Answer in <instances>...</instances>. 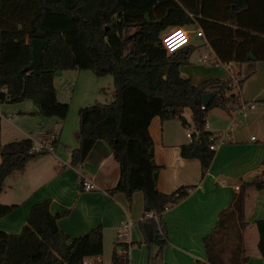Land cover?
Masks as SVG:
<instances>
[{
  "label": "trees",
  "instance_id": "1",
  "mask_svg": "<svg viewBox=\"0 0 264 264\" xmlns=\"http://www.w3.org/2000/svg\"><path fill=\"white\" fill-rule=\"evenodd\" d=\"M197 24L221 62L264 59V0H0V101L30 99L36 112L62 119L68 105L56 98L55 70L89 69L95 75L110 73L113 90L108 102L94 101L77 110L76 145L70 163L81 162L95 141L105 142L118 166V176L109 192H122L129 202L132 193L142 194V209L153 218L144 241L161 253L165 232L161 212L186 194L162 192L156 186L159 166L153 160L148 122L179 117L188 108L196 134L180 145L184 157H197L202 170L213 150L207 147L211 132L204 128L206 112L218 107L228 113L237 104L230 79L208 77L193 83L179 73L191 49L190 43L167 52L159 41L168 27ZM131 29V30H130ZM44 45L37 71L23 70L31 59L30 39ZM243 78H238L241 83ZM211 92L207 104L200 96ZM203 105V107H200ZM29 138L0 145V191L4 179L23 170L30 152ZM264 186V177L254 176L241 186ZM241 210V195H238ZM11 205L0 204V216ZM45 202L34 204L17 233L0 229V264H80L81 258L101 253V226L70 236L58 229ZM257 248L264 264V219L254 221ZM208 236L204 237L207 241ZM206 246L207 244L204 243ZM111 264L123 256L112 249ZM161 264H169L163 262Z\"/></svg>",
  "mask_w": 264,
  "mask_h": 264
},
{
  "label": "crops",
  "instance_id": "2",
  "mask_svg": "<svg viewBox=\"0 0 264 264\" xmlns=\"http://www.w3.org/2000/svg\"><path fill=\"white\" fill-rule=\"evenodd\" d=\"M192 34L189 33L188 41L191 49L178 67L180 75L189 77L193 83L217 77L206 74L217 71L210 63L218 61L226 65L227 71V75L218 78L225 79L233 72L237 78H243L238 87L239 98L252 100L253 106L244 115L233 116L222 109L205 114L204 128L211 133L225 130L229 124L232 127L203 170L197 157H184L179 150L181 144L190 141L185 128L192 135L196 133V129H189L195 125L188 108L189 112L183 108L180 113L183 121L177 116L164 120L156 115L150 118L147 129L153 160L159 166L156 186L162 192L179 187L186 190L183 197L165 206L160 214L166 238L161 253L156 254L157 245L144 241L141 192L134 191L128 202L122 192L108 191L117 179L118 166L105 142L95 141L79 162L83 179L94 185L83 189L70 166L77 127L70 126L69 133L66 132L64 117L37 113L30 99L0 101V145L26 137L33 143L51 141L53 150L38 151L26 161L23 170L4 179L0 204L11 208L0 216V229L19 232L30 208L45 202L51 213L63 211L56 218V225L70 236L99 224L100 256L104 261L124 241L129 246V264H262L254 221L264 219V186L256 189L241 184L256 175L264 177V59L221 62L204 37L193 38ZM203 54L206 57L198 59ZM209 57L212 59L207 62ZM65 70L54 71L55 93L54 78L64 77ZM238 195H241L240 211ZM127 219L131 221L127 234L118 237L116 232ZM206 235L208 239L204 241Z\"/></svg>",
  "mask_w": 264,
  "mask_h": 264
},
{
  "label": "rangeland",
  "instance_id": "3",
  "mask_svg": "<svg viewBox=\"0 0 264 264\" xmlns=\"http://www.w3.org/2000/svg\"><path fill=\"white\" fill-rule=\"evenodd\" d=\"M171 28L172 27H168L160 33L159 35L160 43L162 42L161 36ZM185 28L190 33L192 29H197L198 26L197 24H194V25L186 26ZM192 37L198 38L197 36L194 35V33L192 34ZM209 59H212V57H209L207 59V62L210 61ZM210 66L212 69L214 68L217 71L206 75H218L219 77H223L227 75V71L224 67L226 66L225 64H221L220 62L217 61V63H210ZM234 73L235 72H233V75L235 76ZM62 76L64 77H59V76L55 77L54 82L56 87L57 99L61 102L67 103L68 105L67 112L64 116V119H62V123L65 124L64 125L65 131L69 133L68 129L70 126L71 128H73L74 126L77 127L78 107L91 104L94 101L108 102L111 100V91L113 90L112 75L110 73L95 75L89 69H69V70H65ZM227 78H229L230 80L232 79L231 77H227ZM235 78H237V76H235ZM233 88L234 90H236V87ZM30 101L33 102L32 100ZM184 109L185 112H189L187 108ZM220 110H221L220 108L213 107L209 109L206 113L208 115L209 112L211 113L216 111L219 112ZM216 115H213V117H216ZM189 129L191 131L195 130L193 125H190ZM149 244H151V246L156 245L154 242H149Z\"/></svg>",
  "mask_w": 264,
  "mask_h": 264
},
{
  "label": "built area",
  "instance_id": "4",
  "mask_svg": "<svg viewBox=\"0 0 264 264\" xmlns=\"http://www.w3.org/2000/svg\"><path fill=\"white\" fill-rule=\"evenodd\" d=\"M191 32L195 33L196 36L204 37L203 32H202L200 27H198L197 29H192ZM177 34H179V35H177ZM161 40H162L161 45L163 46V48L167 52H170V51H172L173 47H175L176 45H178L179 43H181L185 40H187V41L184 42L183 44H181L180 46L189 43L188 42L189 41V31L185 27H182V26L172 27L170 30L166 31L161 36ZM205 57H206V55L203 54L198 59L203 60ZM229 77L232 78L230 80V84H232L234 87H236V91H234V93H235V97H236V101H237V104L235 106H233L231 112L233 113V116L244 115L245 111L253 106V102H252V100H244V99L239 98V95H238V87H239L238 78H235V76L232 73L229 75ZM200 107H203V105H200ZM231 127H232L231 124H229L226 126L225 130L212 132L208 136V139L210 140V142L208 143L207 147L211 150H214L219 143L224 141V138L226 137L228 131L231 130ZM185 135L189 138V140L192 139V132H190L187 128H185ZM252 137L253 136H251V138ZM42 150L51 152L53 150V145H52L51 141H47V142L37 141L35 143L31 142V145L29 147L30 152H38V151H42ZM70 166L76 172V174L79 176L80 183H81L83 189H89V188L94 187L92 182L83 179V174L79 171V169H80L79 163L70 164ZM173 193H174V195H177L178 190H174ZM144 218H153L154 221L157 223L158 231L160 233L162 232L160 229V224L158 223L157 214H155L151 210H143L142 219H144ZM130 224H131V221L128 219L123 221L121 227L118 228L116 235L118 237H122V236L126 235ZM116 253L121 254L123 256V259H124L119 264H129V262H128L129 246H128L127 242L122 241V245L120 248H118L116 250ZM80 264H111V262H110V260L104 261L101 258L100 254H93V255H87V256L82 257Z\"/></svg>",
  "mask_w": 264,
  "mask_h": 264
},
{
  "label": "water",
  "instance_id": "5",
  "mask_svg": "<svg viewBox=\"0 0 264 264\" xmlns=\"http://www.w3.org/2000/svg\"><path fill=\"white\" fill-rule=\"evenodd\" d=\"M44 45V40L42 38H31L30 39V52H31V59L30 61L23 66V70H31L36 72L37 67L40 62V57L42 54V48ZM211 98V92L210 91H204L201 96L200 100L202 104H207L208 101ZM143 230L146 234L147 238L150 237V225L147 222H143Z\"/></svg>",
  "mask_w": 264,
  "mask_h": 264
},
{
  "label": "snow or ice",
  "instance_id": "6",
  "mask_svg": "<svg viewBox=\"0 0 264 264\" xmlns=\"http://www.w3.org/2000/svg\"><path fill=\"white\" fill-rule=\"evenodd\" d=\"M177 35H179V34H177Z\"/></svg>",
  "mask_w": 264,
  "mask_h": 264
}]
</instances>
